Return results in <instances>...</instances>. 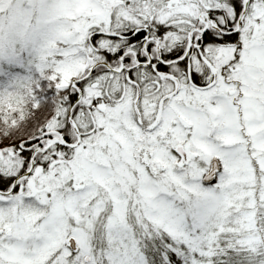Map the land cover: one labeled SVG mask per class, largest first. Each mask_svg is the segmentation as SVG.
I'll list each match as a JSON object with an SVG mask.
<instances>
[{"label":"snow or ice","instance_id":"obj_1","mask_svg":"<svg viewBox=\"0 0 264 264\" xmlns=\"http://www.w3.org/2000/svg\"><path fill=\"white\" fill-rule=\"evenodd\" d=\"M0 264H264V0H0Z\"/></svg>","mask_w":264,"mask_h":264}]
</instances>
